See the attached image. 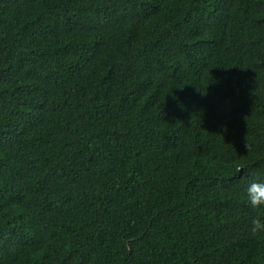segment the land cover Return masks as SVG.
Segmentation results:
<instances>
[{"label":"trees","instance_id":"16d2710c","mask_svg":"<svg viewBox=\"0 0 264 264\" xmlns=\"http://www.w3.org/2000/svg\"><path fill=\"white\" fill-rule=\"evenodd\" d=\"M264 0H0V264H264Z\"/></svg>","mask_w":264,"mask_h":264},{"label":"clouds","instance_id":"9594fccd","mask_svg":"<svg viewBox=\"0 0 264 264\" xmlns=\"http://www.w3.org/2000/svg\"><path fill=\"white\" fill-rule=\"evenodd\" d=\"M244 193L249 207L264 210V181L253 180L246 185ZM249 231L254 236L264 233V215H257L251 218Z\"/></svg>","mask_w":264,"mask_h":264}]
</instances>
